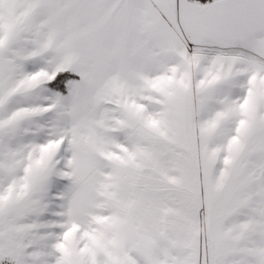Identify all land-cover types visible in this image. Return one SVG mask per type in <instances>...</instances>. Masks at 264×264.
<instances>
[{"label": "snow or ice", "instance_id": "6c2138e0", "mask_svg": "<svg viewBox=\"0 0 264 264\" xmlns=\"http://www.w3.org/2000/svg\"><path fill=\"white\" fill-rule=\"evenodd\" d=\"M0 264H264V0H0Z\"/></svg>", "mask_w": 264, "mask_h": 264}]
</instances>
